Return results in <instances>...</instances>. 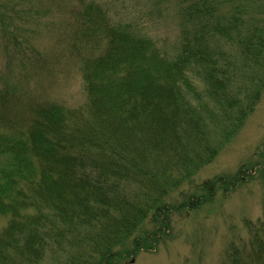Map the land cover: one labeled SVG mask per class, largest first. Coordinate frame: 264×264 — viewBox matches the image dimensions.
I'll use <instances>...</instances> for the list:
<instances>
[{
  "label": "trees",
  "instance_id": "1",
  "mask_svg": "<svg viewBox=\"0 0 264 264\" xmlns=\"http://www.w3.org/2000/svg\"><path fill=\"white\" fill-rule=\"evenodd\" d=\"M183 11L187 22L199 19V25L184 30L182 63L168 65L175 69L196 65L197 76H204L202 91L211 102L195 96L196 103L184 105L187 109H170L176 103L169 89L158 85L169 67L158 71L148 65L152 55L145 53L152 50L145 38L125 37L126 33L119 37L112 31L106 52L87 59V86L96 90L90 80L100 81L110 107L124 109L117 115L122 124L118 134L114 124L106 130L103 124L89 125L82 118L85 125L80 126L73 117L67 131L66 113L50 102H24L23 111L34 113L29 126L20 127L11 118L14 101L22 105V100L13 89L0 88V216L8 218L0 235V264H43L48 254L57 264H116L128 251L137 254L155 247L170 231L172 212L196 210L218 190L226 194L242 182L239 173L220 175L187 189L194 167L185 166L181 177L173 180L167 152L177 158L182 138L189 142L193 134L208 145L204 128L208 111L223 114L224 141L236 136L264 89L263 37L247 32L243 47L239 40V48L234 47L241 11L219 15V4L213 0H190ZM217 42L226 50L213 47ZM237 55L248 64L250 74L240 92L229 71ZM108 74L114 83L107 81ZM128 89L138 98L132 108L127 99L118 103ZM179 150L185 160L190 146ZM196 162V170L207 164L197 155ZM173 194L181 200H172ZM244 226L249 238L230 242L222 264H264V221H247Z\"/></svg>",
  "mask_w": 264,
  "mask_h": 264
},
{
  "label": "rangeland",
  "instance_id": "2",
  "mask_svg": "<svg viewBox=\"0 0 264 264\" xmlns=\"http://www.w3.org/2000/svg\"><path fill=\"white\" fill-rule=\"evenodd\" d=\"M189 1L0 0V88L13 89L22 100V105L17 99L14 101V118L11 119L25 128L33 118L34 109L23 111L24 102H50L66 113L63 116L68 122L67 131L71 129L70 117H73L80 126L85 125L82 118L88 119L89 125L103 124L106 130L114 124L118 134L122 124L117 115L124 109L110 107L111 103L106 100L110 97H105L100 81L90 80V87L96 86V90L87 86V59L106 52L111 31L119 37L126 33L125 37L145 38L152 50L145 53L152 55L148 65H155L157 70L169 67L167 71L163 70L165 74L158 80V85L169 89L167 92L176 103L173 107L169 105L170 109H187L184 105L196 103L195 96L209 102L208 93L202 91L204 76H197L196 65L186 63L182 69L168 65L176 60L178 66L182 63L179 50L183 33L185 29L199 25V19L194 22L184 19L183 9ZM213 1L219 4V15L241 11L238 15L241 25L234 28V47L239 48L238 40L243 47L247 32H259L264 43V0ZM4 17L7 19L3 20ZM225 46L221 42L213 44L219 50H226ZM246 67L248 64L238 55L229 67L239 92L249 83ZM166 73L168 77H165ZM107 81L114 83V76L108 74ZM130 93V89L122 93L124 97L119 98V105L122 99H127L131 108L135 98L137 103L136 95ZM208 113L209 122L204 124L208 145L202 144L193 134L190 143L182 138L181 146H190L185 160L180 155L181 146H176L177 158L171 151L167 152V161L174 174L171 178L178 180L176 176L181 177L180 171L185 166H193L195 175H192L191 184H185L187 189H197L220 175L239 173L242 182L226 194L218 190L211 201L196 210L172 212L170 231L160 237L155 247L140 249L137 254L128 251V255L119 256L116 264H222L223 253L230 242L249 238L244 223H253L257 219L264 221V89L236 136L228 141H224L221 111ZM183 120L182 126L187 122L184 117ZM208 147L212 148L210 153L206 151ZM214 150L216 153L211 157ZM196 155L207 163L197 170L196 163L201 160L196 162ZM170 198L181 200L178 194ZM49 209L52 210V206ZM7 224L8 218L0 216V235L4 234L1 231ZM44 261L43 264H57L49 254Z\"/></svg>",
  "mask_w": 264,
  "mask_h": 264
}]
</instances>
